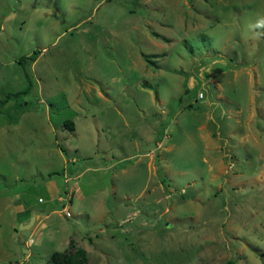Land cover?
Masks as SVG:
<instances>
[{
  "label": "rangeland",
  "instance_id": "374dc122",
  "mask_svg": "<svg viewBox=\"0 0 264 264\" xmlns=\"http://www.w3.org/2000/svg\"><path fill=\"white\" fill-rule=\"evenodd\" d=\"M260 17L264 0H0V264H264V36L254 56L242 36Z\"/></svg>",
  "mask_w": 264,
  "mask_h": 264
},
{
  "label": "trees",
  "instance_id": "16d2710c",
  "mask_svg": "<svg viewBox=\"0 0 264 264\" xmlns=\"http://www.w3.org/2000/svg\"><path fill=\"white\" fill-rule=\"evenodd\" d=\"M20 60H22V58ZM13 93L14 92H10L5 96L0 97V105L5 104L13 95ZM70 244V248H73L72 241ZM11 263L12 262H8V264ZM44 264H88V257L84 248L76 247L73 251L70 249L54 252L52 251ZM224 264H234V260L232 258H228Z\"/></svg>",
  "mask_w": 264,
  "mask_h": 264
},
{
  "label": "clouds",
  "instance_id": "9594fccd",
  "mask_svg": "<svg viewBox=\"0 0 264 264\" xmlns=\"http://www.w3.org/2000/svg\"><path fill=\"white\" fill-rule=\"evenodd\" d=\"M242 36L246 44L248 41H253L247 48V54L254 56L258 51V44L255 42L259 41L261 36H264V17L258 18L254 24L247 25V29Z\"/></svg>",
  "mask_w": 264,
  "mask_h": 264
},
{
  "label": "crops",
  "instance_id": "0c3cea01",
  "mask_svg": "<svg viewBox=\"0 0 264 264\" xmlns=\"http://www.w3.org/2000/svg\"><path fill=\"white\" fill-rule=\"evenodd\" d=\"M65 161V160H64ZM52 182H54V184H56L55 183V180L52 178L51 180H48L46 183L48 184V186H50V184L52 183ZM56 186V185H55ZM48 189H49V187H48ZM48 192H50V200H52L53 198L54 199H56L57 201H60V199H64V196L61 194H59V192H58V188L57 187H53L51 190H48ZM66 205V204H65ZM27 212H28V214H27V217H31V216H34L35 218H36V220H35V223L34 224H37L38 222H40L41 221V214H40V212L38 211H35V212H31V211H28L27 210ZM23 222H28L27 220H25V221H23Z\"/></svg>",
  "mask_w": 264,
  "mask_h": 264
},
{
  "label": "water",
  "instance_id": "95a60500",
  "mask_svg": "<svg viewBox=\"0 0 264 264\" xmlns=\"http://www.w3.org/2000/svg\"><path fill=\"white\" fill-rule=\"evenodd\" d=\"M35 220L36 218L34 216H31L28 222H22L19 227L29 229L35 223Z\"/></svg>",
  "mask_w": 264,
  "mask_h": 264
},
{
  "label": "built area",
  "instance_id": "2783aa9c",
  "mask_svg": "<svg viewBox=\"0 0 264 264\" xmlns=\"http://www.w3.org/2000/svg\"><path fill=\"white\" fill-rule=\"evenodd\" d=\"M13 264H24L23 263V261L22 260H18V261H16L15 263H13Z\"/></svg>",
  "mask_w": 264,
  "mask_h": 264
}]
</instances>
